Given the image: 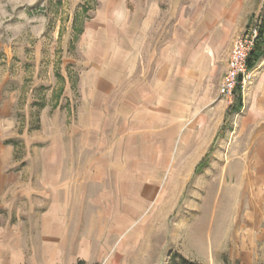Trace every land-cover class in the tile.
<instances>
[{"label":"rangeland","instance_id":"1","mask_svg":"<svg viewBox=\"0 0 264 264\" xmlns=\"http://www.w3.org/2000/svg\"><path fill=\"white\" fill-rule=\"evenodd\" d=\"M263 10L0 0V264H264L263 68L218 91Z\"/></svg>","mask_w":264,"mask_h":264},{"label":"built area","instance_id":"2","mask_svg":"<svg viewBox=\"0 0 264 264\" xmlns=\"http://www.w3.org/2000/svg\"><path fill=\"white\" fill-rule=\"evenodd\" d=\"M258 35V27L253 26L244 35L234 40L228 60V70L220 84V94L232 99L239 88L243 91L246 85L253 79V70L248 69L247 60L250 52L255 47L254 44Z\"/></svg>","mask_w":264,"mask_h":264},{"label":"crops","instance_id":"3","mask_svg":"<svg viewBox=\"0 0 264 264\" xmlns=\"http://www.w3.org/2000/svg\"><path fill=\"white\" fill-rule=\"evenodd\" d=\"M236 1H237V2L239 1V2H240L241 0H236ZM159 11H160V10L158 9V12H159ZM153 13H154V14H155V13L157 14V8H156V7H154ZM230 13H231V12H228V10H225V9H224L222 12H219V11L217 10V12H214V13L211 14V16H213L211 23L215 22L217 19H222V17H223V19L233 17V16L230 15ZM154 14H152V13L150 12V15L148 16L149 19L147 20V23H149V21L152 20L151 17L154 16ZM221 28H222V30H226V28H227L226 23L223 24V26H222ZM82 33H83V34L85 33V29H84V28H83V30H82ZM151 37L153 38V40H154V39L160 40V38H162V34L151 35ZM175 38H176V37H175ZM175 38H174V39H175ZM150 39H151V38H150ZM229 54H230V53H229ZM229 54H228V58H229ZM258 66H260V67H259L260 69L263 68V71H261V72L258 73V75H257L256 81H259V82L256 84V87H257V91H261V92H263V91H264V57H262V58L260 59L258 65H257L255 68H257ZM227 68H228V65H227ZM255 68H253L252 70H254ZM226 71H227V69H226ZM226 71H224V73H223V74L221 75V77H220L221 79H220V83H219L218 91H219L220 84H221V82H222V80H223V76L225 75ZM241 92L244 93V90H243V91L240 90V93H241ZM241 95H242V94H241ZM143 125H144V124H143ZM143 125H141V126L143 127ZM141 126H139V127H141ZM143 128H144V127H143ZM137 129H141V130H143L142 128H137ZM256 134H257V137H259L260 139H264V123L258 126ZM263 145H264V144H263ZM263 147H264V146H263ZM259 152L263 153V152H264V149H260Z\"/></svg>","mask_w":264,"mask_h":264},{"label":"trees","instance_id":"4","mask_svg":"<svg viewBox=\"0 0 264 264\" xmlns=\"http://www.w3.org/2000/svg\"><path fill=\"white\" fill-rule=\"evenodd\" d=\"M257 27H258L259 35L254 44L255 47L250 52L247 60L248 62L247 66L249 70L255 68L258 65L260 59L264 57V10L261 14V18L259 20ZM236 92L238 93L239 99L238 102L235 104V106L232 107L234 111L241 110L240 108L242 107V102H241L242 95L240 93V88ZM75 264H85V261L78 260ZM95 264H99V263H95ZM188 264H192V263L189 262Z\"/></svg>","mask_w":264,"mask_h":264}]
</instances>
